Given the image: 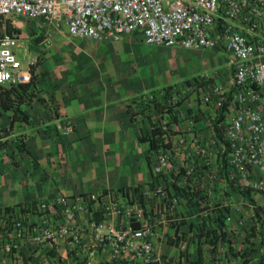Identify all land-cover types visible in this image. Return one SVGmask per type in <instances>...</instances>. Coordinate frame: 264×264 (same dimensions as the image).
Listing matches in <instances>:
<instances>
[{
	"label": "built area",
	"instance_id": "2783aa9c",
	"mask_svg": "<svg viewBox=\"0 0 264 264\" xmlns=\"http://www.w3.org/2000/svg\"><path fill=\"white\" fill-rule=\"evenodd\" d=\"M22 19L65 27L81 39L119 41L138 31L147 45L221 50L233 77L228 91L218 71L130 100L139 136L155 142L153 149L148 142V187L61 195L30 210L0 209L4 254H15L20 241L62 239L88 257L109 244L118 258L130 257L128 264H186L187 256L157 255L154 239L161 229L173 231L165 240L183 254L193 243L197 250L208 243L210 218L217 230L244 226L235 203L264 197V0H0V87L32 79L15 52L19 33L7 31L9 22ZM228 94L225 119L214 125ZM86 236L92 238L88 246Z\"/></svg>",
	"mask_w": 264,
	"mask_h": 264
},
{
	"label": "crops",
	"instance_id": "0c3cea01",
	"mask_svg": "<svg viewBox=\"0 0 264 264\" xmlns=\"http://www.w3.org/2000/svg\"><path fill=\"white\" fill-rule=\"evenodd\" d=\"M23 20L27 19L11 22L20 35L15 52L18 58L26 48L33 54L29 66H34L36 87L29 91L34 97L31 103L20 106L21 113L4 111L0 103V209L24 206L30 210L40 201L61 195L148 187L152 181L150 146L140 142L128 114V103L138 92L161 89L175 78L164 72L140 73L135 65L118 71L96 69L77 54L79 42L91 39L72 37L65 27L41 21L38 23L42 29L27 28ZM29 32L34 33L32 38ZM41 32L55 36L47 41ZM134 42L150 46L138 31L110 43ZM223 73L219 75L220 83ZM231 81H227L228 90ZM198 107L193 103L194 110ZM198 127H204L201 120ZM204 132L210 135L209 130ZM234 207L236 218H243L255 229L254 236L248 237L250 231L232 224L225 228L223 241L208 242L199 250L193 243L182 256L165 240L173 231L161 229L154 239L157 255L172 260L187 256L186 264H197L200 251L201 264H264V197L257 194L252 204L235 203ZM29 217L35 220L34 215ZM209 220L208 233L219 237L220 231ZM91 242V236L84 238L86 246ZM129 258H118L109 244L93 257H88L86 251L77 254L62 239L52 244L20 241L13 255L0 250V264H128Z\"/></svg>",
	"mask_w": 264,
	"mask_h": 264
},
{
	"label": "rangeland",
	"instance_id": "374dc122",
	"mask_svg": "<svg viewBox=\"0 0 264 264\" xmlns=\"http://www.w3.org/2000/svg\"><path fill=\"white\" fill-rule=\"evenodd\" d=\"M22 23L27 28L36 26L37 28L42 29L41 25L38 23V20H23ZM33 36L34 33L29 32V37L32 38ZM41 36H43L45 40L50 41L55 35L41 32ZM124 38L125 36L119 41H81L79 42L80 52L77 54L87 64L94 66L99 70L106 71L107 69H112L113 71H118L125 67L132 69L135 65L137 68H139L140 73H144L146 71H155V74L157 75L164 72L171 74L175 78V81L169 83L167 86L162 87L161 89L151 91L143 90L140 91V93L159 92L170 88L172 85L183 86L191 83L195 80V78L203 74H212L218 71L223 73L224 70L229 66L228 56L223 51H219L217 49L194 50L174 47L167 48L166 46H162L166 47L162 49L156 47L157 45L144 47V45H141L139 42H134L135 44L131 45H117L110 43L120 42ZM25 41L26 40L23 39L22 43H26ZM31 56H33V54L29 53L27 48L23 54L19 56L18 59L21 61L23 69L27 70L30 67L29 59ZM148 56H151V60L148 59ZM232 77V72L229 69L223 73L221 84L224 86V89L227 88V81H231ZM140 93L138 92V94L132 99L137 98ZM195 101L196 100H194V102ZM244 223L245 224L242 230H249V226L251 225L248 224L247 221H244Z\"/></svg>",
	"mask_w": 264,
	"mask_h": 264
},
{
	"label": "trees",
	"instance_id": "16d2710c",
	"mask_svg": "<svg viewBox=\"0 0 264 264\" xmlns=\"http://www.w3.org/2000/svg\"><path fill=\"white\" fill-rule=\"evenodd\" d=\"M1 30V28H0ZM15 31L14 27L11 25V23L9 22L7 24V31L11 32V31ZM30 73L32 75V79L31 82L28 84H21L17 87L15 86H11L10 88H5V87H0V103L2 105V109L4 111H8L10 109H12L15 113H21L20 111V106L22 105H28L31 103V100L33 97L32 94L29 93L31 88H35L36 87V83H35V76H34V66L31 65L30 66ZM12 96H14L15 98L12 99ZM229 97L230 95L228 94V98L227 100L223 103V106L217 111V116L216 119L214 121V125L220 123L221 121H223L225 119L227 110H228V104H229ZM17 119L14 117L13 118V122H16ZM152 135H155L154 133H152ZM140 142L142 143H150L151 144V149H153L154 146V141H150L149 139L145 138V137H140ZM245 194H247V192H245ZM251 203H253V199L250 200ZM218 230L220 231V235L219 237H215L214 235L211 236V234L206 233L207 236V240L209 243L211 244H215V242L217 240H224L225 237L227 236L226 231H224V228L222 226L218 227ZM248 231H250V233L248 234V237H252L255 235V229L254 228H250ZM210 237L212 239H210ZM183 256V254H182ZM198 263L197 264H201V252L198 251ZM104 264H108V263H104ZM193 264V263H192ZM260 264H262L260 262Z\"/></svg>",
	"mask_w": 264,
	"mask_h": 264
}]
</instances>
